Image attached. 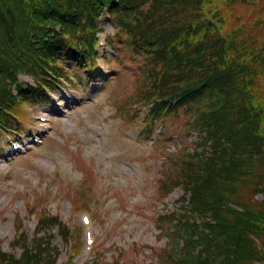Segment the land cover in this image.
I'll use <instances>...</instances> for the list:
<instances>
[{
	"label": "trees",
	"instance_id": "trees-1",
	"mask_svg": "<svg viewBox=\"0 0 264 264\" xmlns=\"http://www.w3.org/2000/svg\"><path fill=\"white\" fill-rule=\"evenodd\" d=\"M104 4L110 25L125 37L120 42L147 72L153 96L147 122L152 127L178 109L187 120L181 145L164 132L155 140L174 147L165 148L162 193L180 186L189 194L179 209L158 218L171 227L169 251L161 256L170 264H264V199L256 196L264 193V48L244 45L257 47V40L240 18L223 32V8L215 11L212 0H0V140L21 128L27 116L21 104L49 101L48 90L58 91L61 77L78 85L91 77ZM75 64L86 75L75 74ZM134 101L119 113L131 119ZM145 132L152 134L147 125ZM191 132L197 140L189 141ZM21 213L14 217L13 251L0 239V264H59L56 233L68 246L72 228L28 203L24 216L37 214L31 237ZM75 243L69 262L78 254Z\"/></svg>",
	"mask_w": 264,
	"mask_h": 264
},
{
	"label": "rangeland",
	"instance_id": "rangeland-1",
	"mask_svg": "<svg viewBox=\"0 0 264 264\" xmlns=\"http://www.w3.org/2000/svg\"><path fill=\"white\" fill-rule=\"evenodd\" d=\"M254 1L257 6L239 0H212L211 8L215 11L223 8V12L220 10L225 16L223 32L237 25L240 18L248 26L247 33L257 40V47L250 46L248 41L244 45L249 50H262L264 38L259 35L264 36V0ZM104 16L99 21V30L104 32L99 33L96 45L99 54L96 66L100 64L102 72L95 69L79 85L71 80L60 82L62 92L54 99L64 114L54 115L49 123L50 134L42 139L43 143L8 160L9 139H28L32 133L40 135L44 123L40 126L38 118L44 112H54L51 102L37 103L34 107L22 105L27 114L19 129L22 135L7 132L0 140L1 246L13 251L15 214L28 215L26 207L31 203L36 212L47 209L60 215L72 228L75 238L72 247L78 242V250H82L77 251L80 257L74 259L77 264L91 259L92 264H170L161 256L168 250L170 223L160 224L158 218L163 212L179 209L180 200L189 194L180 186H175L169 194L162 193L165 148L174 151V147L155 140L164 132L167 138L172 137L181 145L180 140L187 133V120L177 114L178 109L164 114L150 126L147 117L152 106L149 99L153 96L147 72L140 69L142 59L135 58L125 43L120 42L125 37L120 38L122 34ZM84 68L77 67L75 74L86 75ZM20 79L24 84H34L27 76ZM95 80L100 81L94 83ZM259 82L263 91L264 78ZM130 98L135 100L130 106L131 115H125L131 119L119 113ZM139 109L140 115L135 118L134 113ZM146 125L151 135L145 132ZM188 139L197 140V134L191 132ZM192 149L193 146L188 147ZM256 196L264 199V193ZM83 215L91 218V225L82 222ZM24 218L33 237L37 214ZM88 230L96 238L93 246L86 243ZM54 244L63 251L60 261L67 262L71 245L67 251V245L57 233ZM14 252L19 255L21 249Z\"/></svg>",
	"mask_w": 264,
	"mask_h": 264
},
{
	"label": "bare ground",
	"instance_id": "bare-ground-1",
	"mask_svg": "<svg viewBox=\"0 0 264 264\" xmlns=\"http://www.w3.org/2000/svg\"><path fill=\"white\" fill-rule=\"evenodd\" d=\"M2 139H3V138H2ZM2 139H1V140H2Z\"/></svg>",
	"mask_w": 264,
	"mask_h": 264
}]
</instances>
